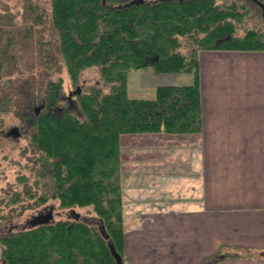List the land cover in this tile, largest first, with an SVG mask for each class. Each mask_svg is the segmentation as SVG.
Segmentation results:
<instances>
[{"label":"trees","instance_id":"obj_1","mask_svg":"<svg viewBox=\"0 0 264 264\" xmlns=\"http://www.w3.org/2000/svg\"><path fill=\"white\" fill-rule=\"evenodd\" d=\"M131 1L52 0L58 53L52 42L40 40L39 55L46 70H65L76 90L79 87L74 101L81 114L72 110L62 76L49 74L38 82L28 81L29 91L39 90L44 108L51 111H41L30 121L24 133L29 137L25 151L35 156L33 170L52 182L51 196L60 208L91 207L96 217L79 213V218L73 215L2 235L0 258L7 264H117L109 240L124 264H130L124 254L120 138L134 133L199 132L198 51L264 49L261 31L249 28L237 33L236 23L247 13L239 0ZM259 1L264 8V0ZM23 8L26 11L18 20L19 15L0 0V81L12 70H20L21 56L35 40V27L43 24V11L30 0ZM94 65L107 91L97 85L85 92L79 84L82 72ZM145 67L155 73L185 72L193 77L189 83L156 86L152 98L130 97L129 74ZM24 85L23 79L9 85L0 103L14 102ZM20 98L23 106L29 103ZM41 177L36 179L37 188L42 187ZM26 187L10 201L22 203L13 207L11 217L50 198L45 192L37 195L31 185ZM101 226L109 238L101 233Z\"/></svg>","mask_w":264,"mask_h":264},{"label":"crops","instance_id":"obj_2","mask_svg":"<svg viewBox=\"0 0 264 264\" xmlns=\"http://www.w3.org/2000/svg\"><path fill=\"white\" fill-rule=\"evenodd\" d=\"M198 65L199 132L120 138L130 264H264V49Z\"/></svg>","mask_w":264,"mask_h":264},{"label":"rangeland","instance_id":"obj_3","mask_svg":"<svg viewBox=\"0 0 264 264\" xmlns=\"http://www.w3.org/2000/svg\"><path fill=\"white\" fill-rule=\"evenodd\" d=\"M2 1L6 2L9 5L12 12H15L17 13V15H19L18 20H20L22 12L26 11L23 8V6H25L26 0ZM30 1L32 4L37 6L39 12L43 11L41 16L43 19V24L36 25L34 31L35 40L30 46L31 48H27L29 51L27 50V53H23L24 55L21 56L19 62L20 70H12L8 73L7 77L4 76V78L0 81V96H4L6 93H8L10 90L9 85H13V83H17L18 81L21 82V80L23 79V82L25 84L23 90L22 88L19 89V97H17V99H14V102L12 100L8 101L1 99L4 102H2L3 104L0 103V124L2 125L0 126V130L1 128H3L4 130V132L0 134V219H2L0 222V226H3L6 230L9 227V220H12L13 223L23 224L26 222V219L29 218L32 214H35L39 210H42L43 208L45 209L48 206H55V221L59 219H67L74 215L68 208H60L58 206V200L51 196L53 195L51 186L52 182H50L49 179H43L41 175H38L37 169L35 171L33 170V160L35 156L30 150H28L27 152L25 151V149L29 145L28 135L23 134L21 137L14 138L7 133L8 129L12 126H20L23 133H25L27 131V128L29 127L28 125L30 121L33 120L35 116L36 108L38 109V113L41 111L46 112L47 110H50L44 108V103L42 102L41 98L42 94H39V90L35 92L29 91L30 89L28 83V81L38 82V79L40 80L41 77H44V79H46L45 77H47L49 74H51V77L53 78H58L59 76L63 77V88L65 90V93L71 96V100L73 101L72 105H74V108L72 107V110L77 114H81L78 104L74 101L76 100V97L74 96L77 93L76 87L72 85V82L66 71L63 70L60 73H55L53 69L52 71H50L49 69L46 70L42 65L44 64L43 61L45 60L41 58V54L39 55V47L41 45L39 42L40 40H48L52 42L55 53H58V34L53 27L51 16L52 0ZM221 1L223 0H219L220 3ZM239 2V4H244L246 6L244 10H241H243V12L247 11V13L243 15L242 22L236 23L237 33L239 35H242L249 28H255L264 33V8L258 5L254 0H239ZM37 42L39 43L37 44ZM185 44L186 43H184L183 45ZM184 47L183 49L186 51L188 46L187 48ZM192 77V73L183 72L180 75H175L174 73L162 74L155 73L151 68L145 67L130 72L128 78V93L130 97L134 98H152L155 96V87L156 85H158V83L169 81L172 79H174L178 83H189L192 80ZM10 79L11 81H9ZM79 84L83 86L85 92L89 91L90 87L97 85L104 87L105 91H107L108 89L103 84L100 78L99 67L97 65L89 67L82 72ZM26 87L27 89L25 91ZM22 96L26 97L29 100V103L25 104L24 106L23 104H21L22 101H20V97ZM7 107L8 109H6ZM54 113L57 114L59 112L57 110ZM39 176L41 177L42 187L37 188L36 179H39ZM25 181H27V183H25ZM26 185H31L33 189L38 192L37 195H41L45 192L48 193L47 196L50 198L46 203L40 206H34L33 208L28 207L22 212L21 215L11 217L10 212L13 207L17 208L16 206H21L22 203L12 205L10 204V201L14 197L15 193H21L23 190H25L27 188ZM30 201L32 200H29V202ZM32 202L33 204H35V199H33ZM90 208L91 207H77L73 210L75 211V213H80L90 219L92 217H96L90 210ZM0 264L7 263L0 258Z\"/></svg>","mask_w":264,"mask_h":264},{"label":"flooded vegetation","instance_id":"obj_4","mask_svg":"<svg viewBox=\"0 0 264 264\" xmlns=\"http://www.w3.org/2000/svg\"><path fill=\"white\" fill-rule=\"evenodd\" d=\"M258 5H261V3H260V1L259 0H254ZM262 6V5H261ZM35 114L37 115L38 113H37V108L35 109ZM19 127V131H16V130H12V128H14V126H12V127H10L9 129H8V134L9 135H11L12 137H14V138H17V137H21L24 133H23V131H22V129H21V127L20 126H18ZM4 132V130H2L1 131V134ZM51 211H53V216H54V218H55V209H54V207L53 206H48L47 208H43L42 210H39L38 212H36L35 214H32L29 218H27L26 219V222L25 223H23V224H19V223H13V221L12 220H9V222H8V229L6 230L3 226H0V238H1V236L2 235H5V234H7V233H10V232H12V230H14V229H17V228H21V229H26V228H28V227H30L31 226V224H32V221L34 220V218H35V216H38V215H41V214H43V215H45V214H48L49 212H51Z\"/></svg>","mask_w":264,"mask_h":264},{"label":"water","instance_id":"obj_5","mask_svg":"<svg viewBox=\"0 0 264 264\" xmlns=\"http://www.w3.org/2000/svg\"><path fill=\"white\" fill-rule=\"evenodd\" d=\"M140 2H144V0H139ZM133 2H138L137 0H132L130 3H133ZM79 91V87L77 88ZM37 113H38V109H37ZM16 130V131H19V127L18 126H14V128H12V130ZM72 213L74 214V216L76 218H79V213H75L74 210H72ZM54 216H53V211L49 212L48 214H41V215H38V216H35L34 220L32 221V224L30 227H33V226H37V225H41V224H47V223H51L54 221ZM29 227V228H30ZM101 233L104 235L105 238H109V235L105 232V230L103 229V227L101 226ZM108 245H109V248H110V251L112 253V255L114 256L117 264H124L123 262V258L121 256V254L117 251V249L115 248V245L113 244L112 241L109 240L108 242Z\"/></svg>","mask_w":264,"mask_h":264}]
</instances>
